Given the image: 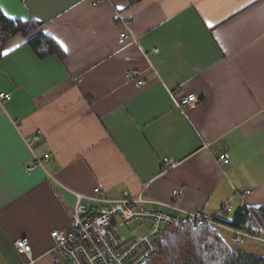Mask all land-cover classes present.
Listing matches in <instances>:
<instances>
[{"label":"crops","instance_id":"1","mask_svg":"<svg viewBox=\"0 0 264 264\" xmlns=\"http://www.w3.org/2000/svg\"><path fill=\"white\" fill-rule=\"evenodd\" d=\"M93 2L0 0L8 20L41 24L0 50V264H56L51 234L70 228L74 192L227 221L264 207V0ZM40 33L58 54L38 56ZM174 90L198 102L179 109Z\"/></svg>","mask_w":264,"mask_h":264},{"label":"built area","instance_id":"2","mask_svg":"<svg viewBox=\"0 0 264 264\" xmlns=\"http://www.w3.org/2000/svg\"><path fill=\"white\" fill-rule=\"evenodd\" d=\"M102 1L104 0H94L93 4L97 6ZM129 36L128 31L123 33L120 37L121 43ZM155 52L158 53V50ZM135 75L131 72L128 77ZM172 94L178 100L179 109L198 102V96L194 93L181 96L179 90H174ZM9 100L10 94L0 93V105ZM50 158V154H45L43 159L36 158L35 165L29 167V170L38 166L44 167V163ZM219 161L222 164L230 162L224 155L219 157ZM176 167L177 163L174 161L166 160L164 163L165 170ZM74 194L77 201L70 228L55 230L51 234L56 264H148L160 250L159 242L164 233L169 229L179 231L185 227L198 230L209 225L220 231H227L230 233V246L240 247L249 241L264 244L262 225L260 230L248 227L234 228L199 211L183 212V216H176L168 211L155 209V206L176 209L174 206L150 201L143 194L135 198L126 193L122 199L113 200L99 187L95 188L92 194ZM250 194L251 191L245 192L246 196ZM224 210L229 213L233 211L228 204ZM121 230L129 231L132 235H122ZM15 246L19 252L33 260L32 246L27 238L18 239Z\"/></svg>","mask_w":264,"mask_h":264},{"label":"trees","instance_id":"3","mask_svg":"<svg viewBox=\"0 0 264 264\" xmlns=\"http://www.w3.org/2000/svg\"><path fill=\"white\" fill-rule=\"evenodd\" d=\"M40 22L10 21L0 12V50L15 34H32L39 29ZM40 58L58 54L57 44L45 35L38 34L30 40ZM234 228L248 227L260 230L264 227V207H243L231 221L217 218ZM160 250L148 264H264V257L242 249H233L221 231L204 226L198 230L185 227L179 231L167 230L159 242Z\"/></svg>","mask_w":264,"mask_h":264},{"label":"rangeland","instance_id":"4","mask_svg":"<svg viewBox=\"0 0 264 264\" xmlns=\"http://www.w3.org/2000/svg\"><path fill=\"white\" fill-rule=\"evenodd\" d=\"M121 234L122 235H125V236H127V237H130L132 234L129 232V231H126V230H121ZM231 237H232V235H231ZM229 240L230 239H227L226 238V241H227V243L229 244ZM248 244H251V243H248ZM247 243L244 245V246H240V247H238V246H236L235 248H233V249H243L244 247L245 248H251V249H253V250H255L256 252H258V253H263L264 252V245H262V243L261 244H259V243H255V244H253L254 246H247L248 245ZM257 244H259V245H257ZM262 245V246H261ZM232 247H234V245H231Z\"/></svg>","mask_w":264,"mask_h":264},{"label":"snow or ice","instance_id":"5","mask_svg":"<svg viewBox=\"0 0 264 264\" xmlns=\"http://www.w3.org/2000/svg\"><path fill=\"white\" fill-rule=\"evenodd\" d=\"M118 10H122L123 6L122 5H117ZM4 15H8V13H4ZM209 27H212L211 24L208 25ZM59 42V41H58ZM61 44V47H64V50L67 51V48L63 45L62 42H59ZM17 47H19V45H17ZM9 51H11V49H9ZM3 55L7 56L8 52H4Z\"/></svg>","mask_w":264,"mask_h":264}]
</instances>
